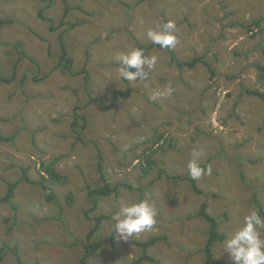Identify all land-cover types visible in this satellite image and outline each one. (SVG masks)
<instances>
[{
	"label": "rangeland",
	"instance_id": "rangeland-1",
	"mask_svg": "<svg viewBox=\"0 0 264 264\" xmlns=\"http://www.w3.org/2000/svg\"><path fill=\"white\" fill-rule=\"evenodd\" d=\"M53 1L59 19L64 6L61 0ZM80 1L81 11L75 9L68 18L83 23L63 35L74 59L69 73L58 67L61 47L56 40L61 30L49 33L48 23L38 18L46 4L0 0V76L10 77L17 64L16 79L0 82V137L17 132L14 140L0 142V199L8 182L22 179L25 167L36 181L42 160L60 158L57 168L68 177L66 185L56 186L58 204L48 203L38 185L22 181L14 200L19 205L15 223L10 220L11 206L0 202V247L19 245L26 264H79L84 242L73 246L74 236L86 241L95 215L105 218L95 235L102 247L92 264H128L141 254L136 241L155 236L162 240L148 252L160 264H204L208 223L196 217L203 201L219 218L227 239L246 215L258 212L256 203L264 208V99L245 92L264 93L257 68L264 66V29L248 27L264 20V0ZM168 21L176 24L173 50L178 59L202 57L214 72L202 61L180 69L168 49L154 47L146 55L157 57L152 70L144 69L148 77L126 83L116 57L138 43H153L147 31L159 30ZM18 43L22 45L16 47ZM22 46L40 72L21 55ZM83 68L89 71L88 89ZM127 88L131 96L117 101L114 91ZM87 91L111 107L98 102L86 106ZM78 106L88 119L86 129L80 130L82 142L71 132ZM162 133L176 143L170 146L162 140L161 151L153 157L157 166L144 175L148 163L138 157L147 147H158L155 138ZM93 142L104 153V170L117 194L101 197L99 208L91 213L87 187L101 182ZM211 158L204 175L195 180L202 194L190 182L166 179L161 172L190 176L189 160L200 164ZM68 194H73L70 206ZM140 198L156 203L157 223L125 241L112 229L114 217ZM258 230L264 236V228ZM220 243L214 245V255L231 261ZM0 264L17 262L7 251Z\"/></svg>",
	"mask_w": 264,
	"mask_h": 264
},
{
	"label": "trees",
	"instance_id": "trees-1",
	"mask_svg": "<svg viewBox=\"0 0 264 264\" xmlns=\"http://www.w3.org/2000/svg\"><path fill=\"white\" fill-rule=\"evenodd\" d=\"M45 3L46 5H43L42 8L38 11V18L43 20L44 22L48 23V32L49 33H55L59 30V40H56V42L60 43L61 47V53L58 58V67H63L65 68L69 73H72V67L74 65V59L71 57L69 54L68 49L66 48L63 39V35L68 33L69 30H73L76 27L80 26L83 22H76V21H70L68 17L70 16L71 12L76 10H80L81 6H83V2L78 0L76 1H70V0H61L63 3L64 9H63V14L59 19L56 18V14L53 13V8L55 5V1L53 0H37ZM81 11V10H80ZM46 12V15L44 14ZM83 13V11H82ZM11 21H14L12 19H8ZM10 23H14L11 22ZM264 20L263 19H258L256 21H253L251 25L248 27L251 29L252 27L258 28L259 30L264 29ZM34 35H36L39 39L41 40H47L44 37H41L40 35L36 34L34 31H32ZM254 34H252L253 36ZM22 44L18 43L15 45L16 47L21 46ZM137 47L142 48L144 50L145 55H147L148 50L153 49L154 47H160L159 45L151 43L150 45H143V44H137ZM20 53L24 57V59L31 61L35 63L38 67V71L40 72V66L38 63H36L35 58L29 55L28 52L22 47ZM50 48V47H49ZM161 48V47H160ZM168 51L170 52V60L171 62L176 66H178L180 69L183 68H194L199 62H203V64L208 68V70L213 73L214 70L211 67V65L206 62L202 57H195L192 60L189 61H182L178 59V56H176V53L174 52L173 48H169ZM258 72H259V82L264 86V66H257ZM85 72V82H86V87L87 82L89 81V71L86 68H83ZM131 71L135 72V69H131ZM16 74H17V64L14 65L13 71L10 77L6 76H0V82H5V83H12L16 79ZM231 78V77H227ZM126 83H129L128 80L124 79ZM132 90V89H131ZM131 90L127 88L125 91L117 89L114 91V95L117 101H121L123 99L129 98L131 95ZM245 92L249 95L257 96L260 97L261 99H264V93L258 91V90H245ZM89 94V101L86 104V106H90L92 103H102L105 104V107L109 108L111 105H107L104 103L105 101L97 96H92V94L87 91ZM29 98V97H28ZM82 107H75L74 108V122L72 124L71 132L78 137V139L82 142L81 135H80V130L86 129L88 125V119L86 116V113L84 111L79 113V110H81ZM83 122L80 124V122ZM17 133V132H16ZM16 133H14L12 136H7V137H0V142H9L14 140L16 137ZM164 140L165 142L169 143L170 146L173 145V143H176L174 138L166 139L165 135L159 134L157 138H155V142L158 144V147H147L145 151H143L138 158L143 159L145 162L148 163V166L143 168L144 175H148L151 170L153 169V165L157 166L156 160L153 158L154 154L157 153L158 151H161L162 146L159 145V143ZM94 147H98L97 150V164H96V169L97 172L99 173L100 176V184H98L95 187H87L88 189V198L90 200V211L93 213V211L97 210L100 206L101 202V197L109 196L112 192H115L117 194V189L116 187H113V184L111 182H108L107 175L105 172L104 168V153L102 152L99 144L97 142H93ZM60 158L54 157L50 160H42L40 162V166L38 169L39 173V178L36 181H33L29 177V170L31 169L30 167H25L23 169V177L20 180L13 181V182H8L7 183V192L5 196L0 199V202H6L8 203L11 208L13 209V215L12 218L10 219L14 223L18 221V215H19V205L15 204V198H16V190L20 183L23 181L24 183H30L34 185H38L41 189L44 190V192L48 195L46 197V201L48 203H54L58 204L57 198H59V192L56 190V186H64L68 183V177L57 168V163ZM212 162V158L207 161V163H200L199 165L203 168L206 169L209 167L210 163ZM162 174H164L166 179H171V180H176V181H187L190 182L191 187L195 190L197 194H202V190L198 188V185L195 180H193L190 176H170L164 170L161 171ZM157 179L152 180L150 183L153 185ZM67 199V204L70 206L73 204V194H68V196H65ZM142 199L140 198L139 201ZM138 201V202H139ZM256 202V201H255ZM257 204L258 208V213L264 217V208L259 204ZM64 210V209H63ZM62 208L60 209L61 212H63ZM86 212V213H89ZM91 216V215H90ZM196 217L204 219L208 223V238L207 242L204 245L202 252L205 256L204 264H232V261H226L224 259L218 258L214 255L213 250H214V245L217 242H223L224 240L227 239V234L224 231L220 230V223H219V218H216L212 216L208 212V203L206 201H203L200 204V207L198 209V212L196 214ZM90 218H94V225L91 227L86 241H82L81 239H78L77 237L74 236V242L73 246H77L78 244H82V255L79 260V264H92V259L95 256V254L101 249L102 247V242L95 238V235L98 234L102 230L103 222L102 218H105L104 216H99L95 217L91 216ZM69 231V229L67 228ZM69 234L71 232H68ZM162 240L161 237L155 236L151 237L150 239L144 241V242H138L136 241V244L141 247V254L139 257L133 259L130 263L128 264H142L143 262H149L150 264H160L159 260L156 259L155 257L150 256L149 254V248L152 247L155 243L159 242ZM80 242H84L81 243ZM10 251L17 264H26L24 262V259L20 253L21 249L19 245H14L13 247H10L7 243H3L2 246L0 247V261L3 259V253ZM35 264H40V263H35ZM126 264V263H124Z\"/></svg>",
	"mask_w": 264,
	"mask_h": 264
},
{
	"label": "clouds",
	"instance_id": "clouds-1",
	"mask_svg": "<svg viewBox=\"0 0 264 264\" xmlns=\"http://www.w3.org/2000/svg\"><path fill=\"white\" fill-rule=\"evenodd\" d=\"M159 30L150 28L147 37L153 44L162 49L175 47L177 37L174 34L176 24L168 21ZM119 61L118 72L123 79L137 81L146 79L148 74L145 67L152 70L157 64V57L146 56L144 50L139 47L131 48L127 53L116 57ZM131 69H135L133 72ZM167 94L171 89L166 90ZM189 175L197 180L204 175V169L196 159L187 162ZM159 209L151 198H146L129 206L122 207L114 217L112 229L116 235L125 241H129L135 234L152 228L157 223ZM264 228V217L257 211H252L244 217L243 224L237 227L231 237L220 243L219 248L230 257L232 264H264V236L258 229Z\"/></svg>",
	"mask_w": 264,
	"mask_h": 264
}]
</instances>
